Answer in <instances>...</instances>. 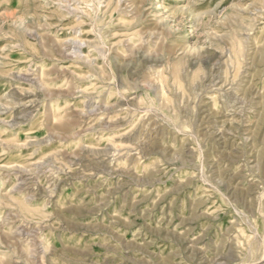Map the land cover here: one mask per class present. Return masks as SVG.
Wrapping results in <instances>:
<instances>
[{"label": "rangeland", "instance_id": "rangeland-1", "mask_svg": "<svg viewBox=\"0 0 264 264\" xmlns=\"http://www.w3.org/2000/svg\"><path fill=\"white\" fill-rule=\"evenodd\" d=\"M0 264H264V0H0Z\"/></svg>", "mask_w": 264, "mask_h": 264}]
</instances>
